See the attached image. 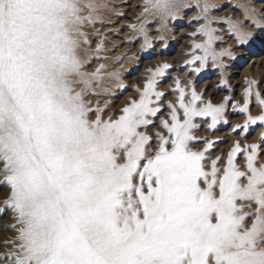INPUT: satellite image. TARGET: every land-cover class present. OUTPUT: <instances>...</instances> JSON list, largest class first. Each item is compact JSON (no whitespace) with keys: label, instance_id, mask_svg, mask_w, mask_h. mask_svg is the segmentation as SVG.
<instances>
[{"label":"snow or ice","instance_id":"6c2138e0","mask_svg":"<svg viewBox=\"0 0 264 264\" xmlns=\"http://www.w3.org/2000/svg\"><path fill=\"white\" fill-rule=\"evenodd\" d=\"M259 3L235 5L243 19H233L210 17L217 5L198 2L194 19L204 23L192 35L205 39L185 63L199 62V73L209 60L223 69L222 58H243L217 50L212 24L227 23L236 46H250L264 37ZM145 4L161 32L187 6ZM108 15H123L113 0H0V186L8 189L0 216L10 210L14 220L4 226L14 234L0 239V264H264V132L259 143L237 140L226 157L212 156L219 138L196 135L195 118L210 117L212 129L227 124L230 97L205 102L177 78L176 102L165 100L166 62L115 108L109 97L123 87V66L92 68L108 59L107 34L96 27L112 23ZM146 23L125 25L134 32L126 42L142 37L140 51L153 43ZM245 80L244 103L232 106L247 114L233 133L247 135L264 123V111H249L253 96L264 109V94L260 81Z\"/></svg>","mask_w":264,"mask_h":264},{"label":"rangeland","instance_id":"374dc122","mask_svg":"<svg viewBox=\"0 0 264 264\" xmlns=\"http://www.w3.org/2000/svg\"><path fill=\"white\" fill-rule=\"evenodd\" d=\"M122 1H128V0H122ZM184 2L187 4V6L180 9L179 15L177 16V18L170 19L168 21V24H167L168 34H161V33H159L160 30H159L157 24L155 23L156 22V19H153V17L150 18L147 21L146 27L148 29L149 36L152 38V41H153L152 47L149 48V49H147V50H145V51H140V45L143 43V40L140 41L138 39L139 37L136 38V39H134L133 45H131V47L129 48V51L130 52L127 51L125 53V55L123 56V58L120 59V61L116 63V66H114L113 68H111V70L114 69V68L115 69H119V68H121L123 66V71H122V83H123V87H121V88H114L115 90L113 91V95H117V94L118 95H121L122 94L120 97H118V98H122V97H124L123 96V93L126 94L127 92H129L130 90H132L133 87H136V88L138 87L137 85H139L140 81L138 83V82H135L136 80H133L134 83H131V82H129V79H131L134 76L137 77L139 72H140L139 74L141 75V70L144 67V64H142L143 61H145V63L147 62V64H148V65H146L147 66L146 67V70H147V68L149 69V67L154 69L156 66H158V65L166 62L169 65H171V67L166 70L168 72H165V75L163 76V78H159V81H158L159 84L162 83V84L168 86V89L167 90H164L166 92L165 100H171L173 103L176 102V98L178 96V92L176 93L175 91H171L170 90V89H172V88L175 87L176 78H179V79L181 78L180 76L176 75V70L180 71L181 73H184L185 71L188 70L187 71L188 76L190 78L191 77L192 78L195 77L194 78L195 83H193L192 86H194V85L198 86L199 85V87H198L199 91L197 90V88H196V90H197L198 93H201L202 94V98H203V100L205 102H206V100H211L213 103L215 101H216L215 103H219V100H220V102H222L223 101V98L225 96H227V97H230V101L231 102H229V104H227L226 110H228L231 107L230 104H232V103H236L237 102L238 104H241L242 105L244 103V89L245 88L242 87L240 90L241 91L243 90V91L241 92V91H239V87L242 86V85L244 87H247V84L245 83L246 82V80H245L246 77H248V78L250 77L251 79H254L252 76H248L246 74L244 76H242V70L246 68V66L251 61L250 59H252V57L254 55H255V57L256 56H259V55H262V56L264 55V43L262 41H260V38H259L256 41H254L250 46L237 47L236 46L235 38L227 31V29H228L227 23H224V22H214L212 24V27L217 28V29H220V31H217L216 32V36L222 38V41L221 40H217L216 43H215V45L217 44V46H215L217 48V50H219L220 48H228V47H231L233 49V51L235 52V54L237 55V57H243V58L236 59V60L229 59L227 57L222 58L223 59V63L225 65V67L223 69L218 68V67H214L213 64H212V61L209 60L207 62V64H206V66L204 68H202L199 73H195L194 68H199L200 67L199 62H196L195 64H186L185 61L192 59L191 53L193 52V48H192L193 43L195 41H196V43H199V42H202L205 39V37H203L201 34L192 35V33L195 32L196 29H197V27H198L197 24L198 25L199 24H203L204 23V20L203 19L196 20V19L192 18V17H196L200 13V10H197V7H196L195 4H188V1L187 0L184 1ZM228 4H229L228 0H222L221 3H216L217 7L214 8L215 10L212 9L209 12L210 17H227V16H229V13H228L229 9H226V8H229V5ZM140 6H141V3L139 1L137 7H140ZM193 7H194L195 10L193 9ZM226 10H227V12H226ZM233 10H236V9H233ZM183 12H185V13H183ZM122 13H123V15H122V17L120 16V18L126 17V13H124L123 11H122ZM188 13H189V15H187ZM190 13L192 14V17L189 18L190 20L188 19L189 21H187V18L186 17L191 16ZM230 14L233 16L234 12L233 13H230ZM135 20L136 19H134V21ZM183 20H185V21H183ZM111 21L112 22H115V23H117L116 21L119 22V20H116V18H112ZM185 22H186V24H185ZM219 24H221V25H219ZM99 26H100L99 24L96 25L97 28H99ZM222 26H223V29H222ZM190 27H191V29H190ZM244 27L248 28L249 30L255 31L254 29L249 28L246 23L244 24ZM178 28L180 30H182V33H180L181 34V37H178V34H177ZM171 30H173V31H171ZM223 31H225V32H223ZM161 35L164 36V39L163 40L158 39V37H160ZM228 38H230V39H228ZM262 38L264 39V37H262ZM181 39H182V42H181ZM229 40H231L232 42H229L227 44V42ZM261 42H262V44H261ZM262 45H263V47H262ZM112 46L110 47V49H112V50H114L115 48H117V47L112 48ZM131 51H133V52H131ZM133 54H136L137 59H135V60L130 59V57ZM195 54L196 55H200L202 53L199 52V51H196ZM159 55H161V56H159ZM165 56L166 57L167 56L171 57V59L173 61L171 59L170 60H165V61L162 60L163 58H165ZM178 60H180V62H178ZM95 62L92 65L93 68L97 66L95 64ZM151 62L153 63V65H152ZM170 62H171V64H170ZM155 63H156V66H155ZM172 63H174L175 66L172 65ZM89 70H91V68ZM146 70H145L144 74L145 75L147 74L146 75V77H147L149 75V73H148V71L146 73ZM173 71H174L175 74L172 73ZM222 72H223V76L221 75ZM143 77L145 78V76H143ZM228 77H230V78H228ZM233 79L237 80L236 81V89H234L233 91H231V90L229 91V88H230L229 85L232 84L231 83V80H233ZM238 79H239L240 82L238 81ZM183 80H184L183 78L180 79L181 86H184L183 85V82H184ZM222 80L223 81H226V83H222ZM261 83H262V81L260 79V83L259 84H261ZM130 84L132 85L131 87H130ZM196 86H194V87H196ZM187 87H189V85H187ZM258 88H259V85H258ZM159 90H161V89L159 88ZM190 90H191V88H190ZM190 90H189V92H190ZM211 90H213L214 92L211 91ZM259 90H260L261 93L264 94V90L263 89L259 88ZM254 91H255V87H254ZM229 92H232V93L230 94ZM137 95H138L137 92L134 91L133 94H132V97H135ZM228 95H230V96H228ZM221 96L223 98H221ZM211 98H214V99L216 98V99L214 101V99H211ZM218 98H221L222 101H221V99H218ZM109 99L110 100H113L114 99L113 101L115 102L117 98H111V97H109ZM233 99H234V101H233ZM252 99L250 101V105L253 106V107H257V109L259 110L258 115L261 114V112L264 111V109H262L259 106V104L256 102L254 96H253ZM198 104H199V102H198ZM166 112H167V109L165 108L162 114H164ZM233 113H234L233 114L234 117H236V116L238 117V116L241 115L242 120L243 119H246V115L247 114L241 113L238 109H234ZM252 115L253 116H256L254 114H252ZM197 119H200V117H197ZM202 119L207 122V117H202ZM222 123H220V124H222ZM220 124H218L215 129L207 128V132L206 133L205 132H202L203 130H201L202 127L200 125L199 129L196 132V135H198V136L200 135V137H207L209 139H212L213 138L212 140H217L216 138H219L218 142L214 146V149L215 150L216 149L218 150L221 146L225 145V142H226V138H223V137H216L215 138L213 136L212 137L210 136V135H214L217 132L216 131L217 129L220 130L222 128H224V129L226 128V125L223 127ZM241 124H243V123H241ZM260 124H262V125H260ZM251 126H250L251 131L247 135H245L243 132H240V131H237L234 134L235 135L238 134L239 136L238 135L237 136L239 138L241 137L240 138L241 140L245 139L244 140L245 141L244 143H246V142L248 143L249 136L251 137V136H253V134L255 135L257 133V131H259V130H262L261 132L264 131V123L257 122L256 125H251ZM259 127H260V129H259ZM208 131H210L211 133L210 132L208 133ZM242 134H243V136H242ZM195 147H203V145L202 144H197V145H195ZM215 150H214V152L217 151V150L216 151ZM210 154L212 155L213 153L211 152ZM5 188L2 187V186H0V209L3 208L2 201L6 198V196L5 197H2L1 196V193H3V191L5 190ZM12 223H14V220L12 218V213H11L10 210L5 215L0 216V239H2L5 236H11L13 234V232L5 231V228H4L5 225L12 224Z\"/></svg>","mask_w":264,"mask_h":264},{"label":"bare ground","instance_id":"6f19581e","mask_svg":"<svg viewBox=\"0 0 264 264\" xmlns=\"http://www.w3.org/2000/svg\"><path fill=\"white\" fill-rule=\"evenodd\" d=\"M140 1V3H141V6L140 7H137L138 6V2ZM128 0V1H122V0H113V3H114V5L120 10V12H124V13H126V17H124V18H120V16H115V15H108L107 16V19H109V20H111L112 18H116V20H119V22L118 21H116L117 23H115V22H112V23H109V24H105V25H100L99 26V29L102 31V32H105L107 35H106V41H105V48L107 49V51L105 52V53H102V55H106L107 57H108V59L107 60H97L96 62H95V64L96 65H98L99 63H107L108 65H109V70H111V68H113L114 66H116V63L117 62H115L114 61V59L113 58H115V57H117V56H120L121 54H124L125 55V53L127 52V51H129V48L131 47V45H133V41H131V42H126V37L127 36H129V35H134V32H133V30L130 28V27H127V26H125V25H130V24H139L142 20H145L146 18H147V21L150 19V18H152V14L151 13H144V7L146 6V4H145V0ZM184 1H186V0H184ZM188 1V4H195V5H197V3L199 2V3H203V0H187ZM210 2L211 3H221L222 2V0H210ZM224 2V1H223ZM228 2H229V8H226V9H229V11H228V13H229V16H227V17H231V18H233V19H237V18H239V19H243V14H242V11L240 10V9H238L237 7H235V5H237V4H239V3H247L248 2V0H228ZM255 2H256V5H257V7H260V3H259V0H255ZM227 5V6H228ZM197 7V6H196ZM193 9H194V7H193ZM233 9H236V10H233ZM195 10V9H194ZM193 10V11H194ZM197 10H200L198 7H197ZM215 10V9H214ZM186 12V11H185ZM185 12H183V13H185ZM215 12V11H214ZM226 12H227V10H226ZM234 12V14H233V16L230 14V13H233ZM220 13V12H219ZM218 13V14H219ZM191 14V13H190ZM196 14V13H195ZM198 14V13H197ZM225 14V13H224ZM187 15H189V13L187 14ZM208 15H209V13H208ZM185 16V15H184ZM210 16V15H209ZM182 17V16H181ZM192 17V14H191V16H188V17H186L187 18V21H189L190 19L189 18H191ZM179 18V17H178ZM185 18V17H184ZM192 18H194V17H192ZM134 19H136L135 21H134ZM189 19V20H188ZM183 21H185V20H183ZM203 21V20H202ZM200 22V21H199ZM156 24H157V26H158V28H159V30H160V25H159V21L158 20H156V22H155ZM245 23L247 24V26L249 27V28H252V25L250 24V23H248L247 21H245ZM244 23V24H245ZM147 24V23H146ZM185 24H186V22H185ZM197 24V23H196ZM200 25V24H199ZM199 25L197 24V26L199 27ZM218 25V24H217ZM219 25H221V24H219ZM228 26V25H227ZM192 27V26H191ZM191 27H190V29H191ZM197 27V28H198ZM219 27V26H218ZM123 29L122 31H119V29ZM182 29V28H181ZM193 29V28H192ZM196 29V28H195ZM194 29V30H195ZM222 29H223V26H222ZM253 29V28H252ZM113 30H115V31H113ZM184 30V29H183ZM186 30V29H185ZM226 30V29H225ZM255 30V29H254ZM171 31H173V30H171ZM190 31V30H189ZM193 31V30H192ZM186 32V31H185ZM188 32V31H187ZM223 32H225V31H223ZM159 33H161V34H168V29L166 28L163 32H161V31H159ZM180 33H182V30H180L179 28H178V32H177V34H178V37H181V34ZM175 34V33H174ZM176 36V35H175ZM202 37V36H201ZM184 38V37H183ZM182 38V39H183ZM140 41H142L143 39H142V37H139L138 38ZM182 39H181V42H182ZM185 39V38H184ZM228 39H230V38H228ZM260 41H262L263 43H264V39L263 38H260ZM184 42V41H183ZM196 42V41H195ZM229 42H232L231 40H229L228 42H227V44L229 43ZM262 42H261V44H262ZM226 43V42H225ZM260 43V42H259ZM185 44V43H184ZM112 45H119V47H117V48H115L114 50H112V49H110V47L112 46ZM185 46V45H184ZM215 46H217V44L215 45ZM231 46V45H230ZM183 47V46H182ZM181 47V48H182ZM262 47H263V45H262ZM112 48H113V46H112ZM132 49V48H131ZM179 49V48H178ZM239 49V48H238ZM261 49V48H260ZM133 50V49H132ZM237 50V49H236ZM243 51V50H242ZM130 52V51H129ZM131 52H133V51H131ZM244 52V51H243ZM261 54V53H260ZM166 55V54H165ZM168 55V54H167ZM159 56H161V55H159ZM164 56V55H163ZM162 56V57H163ZM158 57V56H157ZM252 57V56H251ZM144 59V58H143ZM158 59V58H157ZM171 59V57H169V56H165V58H163L162 60H170ZM176 59V58H175ZM174 59V60H175ZM179 59V58H178ZM154 60V59H153ZM172 60V59H171ZM251 61H250V63L246 66V68L245 69H243L242 70V76H244L245 74L246 75H248V76H252L254 79H256V80H258V81H260V79H261V81H262V83L261 84H259V88H261V89H263L264 90V55L262 56V55H259V56H256L255 57V55L252 57V59H250ZM120 61V60H119ZM173 61V60H172ZM154 62V61H153ZM175 62V61H174ZM178 62H180V60H178ZM226 62V61H225ZM152 63V62H151ZM150 63V64H151ZM165 63V62H164ZM142 64H144V67L142 68V70H141V75L138 73V76L136 77V76H134V77H132L131 79H129V82H131V83H134V81L133 80H136L135 82H138L139 83V81H140V83H139V85H137L138 87L140 86V88H142L143 87V85H144V82H145V80H146V75L144 74V72H145V70H146V65H148L147 64V62L145 63V61H143V63ZM170 64H171V62H170ZM152 65H153V63H152ZM172 65H174V63H172ZM155 66H156V63H155ZM175 66V65H174ZM142 67V66H141ZM178 67V66H177ZM227 67V66H226ZM93 68V67H92ZM150 68V67H149ZM232 68V67H231ZM148 69V68H147ZM230 69V68H229ZM235 69V68H234ZM188 71V70H187ZM187 71H185L184 73H181L180 71H178V70H176V75H178V76H180L181 78H183L184 80V82H183V85L184 86H187V85H189V87L191 88L192 87V84L193 83H195V81H194V78H190L189 76H188V73H187ZM234 71V70H233ZM165 72H168V71H165ZM146 73H147V70H146ZM170 73V72H169ZM172 73H174V71L172 72ZM171 73V74H172ZM194 73V72H193ZM192 73V74H193ZM196 73V72H195ZM175 74V73H174ZM240 74V73H239ZM141 76V77H140ZM143 76H145V78L143 77ZM217 76V75H216ZM174 77V76H173ZM218 77V76H217ZM161 78H163V77H161ZM180 78V79H181ZM228 78H230V77H228ZM250 78V77H249ZM177 79V78H176ZM237 79V78H236ZM230 80V79H229ZM236 81L237 80H235V79H233V80H231V85H229L230 86V88H229V91L231 90V91H233L234 89H236ZM238 81H239V79H238ZM128 82V81H127ZM240 82V81H239ZM172 83V82H171ZM246 83V82H245ZM161 84V85H160ZM158 83V87L161 89V90H167L168 89V86H166V85H164V84H162V83ZM166 84V83H165ZM169 84V83H168ZM200 84V83H199ZM205 84V83H204ZM229 84V83H228ZM202 85V84H201ZM132 85L130 84V87H131ZM194 86H196V85H194ZM188 87V89L190 90V88ZM198 87H199V85L198 86H196L195 88H197V90L199 91V89H198ZM205 87V86H204ZM246 88V87H244L243 85L242 86H240L239 87V91H241L240 89L241 88ZM158 88V89H159ZM135 89H136V87H133V89L132 90H130L129 92H127L126 94H124L123 93V96L124 97H122V98H118V97H120L121 95H113V96H111V98H117L116 99V101L114 102V107L115 108H118L119 106L120 107H122L123 106V104L126 102V99L128 98V97H130V96H132V94H133V92L135 91ZM201 89V88H200ZM115 90V89H114ZM117 90V89H116ZM202 90V89H201ZM203 91V90H202ZM211 91H213V90H211ZM243 91V90H242ZM241 91V92H242ZM208 92V91H207ZM206 92V93H207ZM214 92V91H213ZM240 92V93H241ZM177 93V92H176ZM230 94L232 93V92H229ZM239 93V94H240ZM209 94V93H208ZM223 94V93H222ZM242 94V93H241ZM240 94V95H241ZM263 94V93H262ZM177 95V94H176ZM175 95V96H176ZM207 95V94H206ZM234 95V94H233ZM237 95V94H236ZM210 96V95H209ZM228 96H230V95H228ZM233 97V96H232ZM189 99H190V96L188 97ZM221 98H223L222 96H221ZM221 98H218V99H221ZM209 99V98H208ZM211 99H214V98H211ZM216 99V98H215ZM215 99H214V101H215ZM114 100V99H113ZM206 100V99H205ZM237 100V99H236ZM253 100V99H252ZM206 101H208V100H206ZM221 101H222V99H221ZM233 101H234V99H233ZM216 102V101H215ZM214 102V104H217V103H215ZM219 103H220V100H219ZM237 103V102H236ZM229 104V103H228ZM254 104V103H253ZM233 103L232 104H230V108L228 109V110H226V118H227V120H228V123L227 124H225V123H222V124H220V125H222L223 127L226 125V128L224 129V128H222V129H220V130H216L215 132V134L214 135H210L211 137L213 136V137H223V138H226V142H225V145H223V146H221L216 152H212L213 154H212V156H216V155H220V154H224L225 155V157H226V154H227V152H228V150L233 146V143L235 142V141H237V140H239V141H241V143H242V145L244 144V140L245 139H243V140H241L237 135H235L232 131H233V127H234V125H236V124H241V123H244V121H245V119H243L242 120V117H241V115L240 116H236V117H234L233 116V111H234V108H233ZM241 105V104H240ZM249 111L252 113V114H254V115H258V113H259V110L257 109V107H253V106H251V105H249ZM197 118H195V123L196 124H198V125H201V130H203L202 132H207V128H209L208 127V125L211 123V118L210 117H207V122L206 121H204L203 119H202V117H200V119H197ZM260 125H262V124H260ZM251 126V125H250ZM219 127V126H218ZM221 127V126H220ZM252 127V126H251ZM258 127V126H257ZM259 129H260V127H259ZM210 130V129H209ZM260 131V132H259ZM259 131H257V133L254 135L253 134V136H249V138H248V143H259V134L261 133V131L262 130H259ZM210 131H208V133H209ZM214 132V131H213ZM256 132V131H255ZM264 132V131H263ZM199 133V132H198ZM197 133V134H198ZM211 133V132H210ZM253 133V132H252ZM213 134V133H212ZM200 136V135H199ZM242 136H243V134H242ZM213 139V138H212ZM217 139V138H216ZM247 143V142H246ZM222 145V144H221ZM220 146V145H219ZM218 148V147H217ZM261 159V162H264V157H261L260 158ZM237 163H240V164H243L244 163V158H243V156H239L238 157V159H237ZM5 188V187H4ZM7 188V187H6ZM5 188V190L3 191V193H1V196L2 197H5L6 195H7V192H8V189H6ZM2 189V188H1ZM12 221V220H11ZM10 234V233H9ZM14 234V233H13ZM12 234V235H13Z\"/></svg>","mask_w":264,"mask_h":264}]
</instances>
